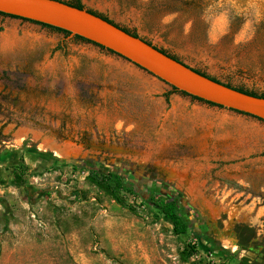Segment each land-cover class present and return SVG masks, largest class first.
Wrapping results in <instances>:
<instances>
[{
  "label": "rangeland",
  "instance_id": "374dc122",
  "mask_svg": "<svg viewBox=\"0 0 264 264\" xmlns=\"http://www.w3.org/2000/svg\"><path fill=\"white\" fill-rule=\"evenodd\" d=\"M80 1L187 66L264 95V0ZM82 163L118 170L136 194L117 204ZM157 187L179 197L189 233L174 235L147 204ZM0 264H264V123L0 15Z\"/></svg>",
  "mask_w": 264,
  "mask_h": 264
},
{
  "label": "water",
  "instance_id": "95a60500",
  "mask_svg": "<svg viewBox=\"0 0 264 264\" xmlns=\"http://www.w3.org/2000/svg\"><path fill=\"white\" fill-rule=\"evenodd\" d=\"M0 13L65 30L115 53L180 92L264 121V98L239 92L193 71L87 9L59 0H0Z\"/></svg>",
  "mask_w": 264,
  "mask_h": 264
},
{
  "label": "trees",
  "instance_id": "16d2710c",
  "mask_svg": "<svg viewBox=\"0 0 264 264\" xmlns=\"http://www.w3.org/2000/svg\"><path fill=\"white\" fill-rule=\"evenodd\" d=\"M64 3H66L70 6H73L75 8H78L80 10L85 9V7L83 6V4L81 3L80 0H72L70 2H64ZM88 11L94 15L101 17L102 19L106 20L107 22L114 24L112 21L108 20L106 17H104L98 13L91 11V10H88ZM0 15L9 16V17L16 18V19H21L23 21H27V22H30L32 24L39 25L41 27L48 28L50 30L63 33L66 36H70L69 32L62 30V29H59V28L49 26V25H45L42 23L34 22V21H29L26 19L15 17V16H10V15L4 14V13H0ZM122 29L129 34H131L135 37H138L136 33L131 32L129 30H126L124 28H122ZM73 37L76 40H80L82 42L90 43L96 47H99L102 50H106L109 53L115 54V53H113V52H111V51H109V50H107V49H105L99 45H96V44H94V43H92V42H90V41H88L82 37H79V36H73ZM147 43L150 44L149 42H147ZM159 50L162 53H165L166 55H168L169 57H172L173 59L180 61L176 57L165 52L164 50H162V49H159ZM118 57H120V56H118ZM120 58H122V57H120ZM180 63H182V62L180 61ZM192 70L203 75V76L208 77L209 79H212L213 81L221 83L220 81H218L212 77L207 76L203 72H200V71L193 69V68H192ZM222 84L225 85L226 87L235 89L239 92H242V93H245V94H248L251 96L259 97V98H264V95H262V94L258 95V94H255L253 92H248L246 90H243L241 88L232 87L229 84H224V83H222ZM171 88H172L173 92H177V93H181L183 95H187L186 93L180 92L173 87H171ZM187 96H189V95H187ZM190 97L193 99H196L200 102H204L208 105L223 108L221 106H217V105L205 102L203 100L197 99L196 97H192V96H190ZM230 111H233V110H230ZM233 112H236V113H239L242 115H246V116H250V115L243 114V113H240L237 111H233ZM253 118H255V117H253ZM255 119H257V118H255ZM257 120L264 123V121H262L260 119H257ZM82 164H84V165L81 167H83L88 172V175H87L88 181L91 184L98 187L99 189H101L102 191H104L106 194H108L117 204L122 205V206L125 205L123 197L121 195L122 192H126L128 194H133V195L136 194L135 188L133 186L128 185V183L125 181L123 174L121 172H119L118 170L106 171L103 169H98L97 167H95L91 163H82ZM14 176H15V178H17L18 174L15 173ZM146 202H147V204L154 206L155 208H157L161 212L163 217L171 224L172 232L174 235L178 236V235H184V234L189 233L190 228L192 226V221L188 218L187 213L180 207V205H179L180 199L176 194L170 193V192H167V194H166L165 191L160 192L155 188H150ZM195 253H196L195 247L193 245L188 244V245H186V247L181 252V260L183 262L187 263L189 261V259Z\"/></svg>",
  "mask_w": 264,
  "mask_h": 264
},
{
  "label": "crops",
  "instance_id": "0c3cea01",
  "mask_svg": "<svg viewBox=\"0 0 264 264\" xmlns=\"http://www.w3.org/2000/svg\"><path fill=\"white\" fill-rule=\"evenodd\" d=\"M150 16V15H149ZM115 24V23H114ZM117 25V24H116ZM166 26L164 24H157V23H153V24H149L148 28H150L151 30H154L156 28H165ZM143 40H145L144 38H142ZM147 41V40H145Z\"/></svg>",
  "mask_w": 264,
  "mask_h": 264
},
{
  "label": "flooded vegetation",
  "instance_id": "af4514ba",
  "mask_svg": "<svg viewBox=\"0 0 264 264\" xmlns=\"http://www.w3.org/2000/svg\"><path fill=\"white\" fill-rule=\"evenodd\" d=\"M155 189H157L158 191H160V192H163V191H165L166 192V194H167V190H164V189H161V187H157V188H155Z\"/></svg>",
  "mask_w": 264,
  "mask_h": 264
}]
</instances>
